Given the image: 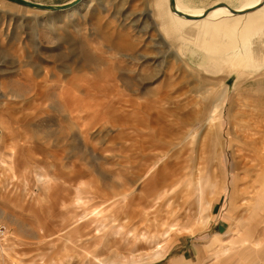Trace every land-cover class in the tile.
I'll list each match as a JSON object with an SVG mask.
<instances>
[{
  "label": "rangeland",
  "instance_id": "374dc122",
  "mask_svg": "<svg viewBox=\"0 0 264 264\" xmlns=\"http://www.w3.org/2000/svg\"><path fill=\"white\" fill-rule=\"evenodd\" d=\"M187 1L179 0L185 8ZM192 1L208 8L221 0ZM154 3L87 0L66 17L0 0V211L13 222L0 219L9 229L0 264H264V207L256 210L251 195L259 183L239 172L250 182H238L240 190L251 186V194L231 196L235 161L245 156L252 167L250 140L264 145V35L250 47L254 67L227 63L207 77L190 60L191 44L174 56L176 41L158 31ZM171 17L157 14L170 26ZM225 88L214 119L219 145L204 136L203 122ZM188 131L195 134L185 140ZM202 198L211 204L198 213ZM168 207L180 229L151 259L142 233L153 241L174 224ZM144 215L148 223L139 221ZM155 219L162 227L148 228ZM248 231L250 244L212 257L216 238L227 248ZM116 247L121 255L108 254ZM94 251L103 255L90 263Z\"/></svg>",
  "mask_w": 264,
  "mask_h": 264
},
{
  "label": "bare ground",
  "instance_id": "6f19581e",
  "mask_svg": "<svg viewBox=\"0 0 264 264\" xmlns=\"http://www.w3.org/2000/svg\"><path fill=\"white\" fill-rule=\"evenodd\" d=\"M28 2H30V1H28ZM175 2H176V8L179 12L187 14V15H191L193 17H201V15L207 9H210L212 7H216L217 5H220V4H225L228 7L232 8L234 10H237V11H248V10L256 8L261 3V0H221L219 2H216L213 5L209 6L208 8H203V7L199 6V5H201L200 2L194 3L192 0L187 1L188 5H190V6H188L186 8L180 4L179 0H175ZM68 3H70V2H67L64 4H68ZM81 3H82L81 5L79 4L78 6L71 9V11L70 10L67 11L65 16L66 17H72V16L76 15L79 11H81L86 6L87 0H84ZM153 3H154V0H153ZM164 3H165V5L163 4V7L160 6L159 4H156V3L153 4V6H154L153 7V14H155V15H153V16H155L154 21H156V27L158 28V31H160V33H162V31H164L166 33V40H164L166 43L167 42L170 43L171 42L170 40L175 39L176 44H177V52H174L175 57H177V56L180 57V55H181L180 51H181V48L183 47L182 44H186V45L191 44L195 48L189 49L190 60L192 63H196L203 70H205L206 76L210 75V73H212V72H213V75H218L219 72L226 70L225 67H227V65H226L227 63L230 66L241 64V62L244 63V65L247 64L250 67L255 66L256 62L251 60V58L249 57V52H250V47L253 43V39L254 38L261 39L262 38L261 36L264 35V6H262L260 9L255 10L254 12L245 14L243 16H231V14L229 13V11L226 8H216V9L212 10L203 19L185 20V19L179 18L175 14L171 13V11L169 10V6H168V0H164ZM64 4H61V5H64ZM39 5H41V4H39ZM50 6H59V5H50ZM24 8H26V7H24ZM161 10H163L164 13L167 12L169 15L172 16L171 18H174L176 20V22H174L172 19L170 20L172 26L166 24L167 22L166 23L160 22V20L157 18V14ZM156 12H157V14H156ZM50 13H61V12H50ZM60 21L61 20L56 18L55 22H53V26L55 25V23L60 22ZM260 30H261V32L258 33V31H260ZM207 46H212L213 48H214V46H216L218 50L213 51V49H208ZM241 51H243V53H240ZM230 54H231V56L228 57ZM207 77H209V76H207ZM218 78L221 80L223 79V81H225L227 79L226 77H222V76L217 77V78L212 77L211 79L213 81H216V80H218ZM227 93H228V90H227V88H225L224 91L222 92V94H220V96L213 101L214 103H212V105H211V110L209 111V116L207 118H205L204 122H203L204 136L205 137H212V139H215V137H217L219 139V145L222 144L221 143L222 138L220 137V133H221L220 131L221 130L218 131V125L215 124L216 122L214 119H215L216 113L219 111L221 103H223L224 100L227 98ZM205 97H207L205 99H210L209 98L210 96H205ZM231 130H234V129L231 128ZM230 132H232V131H230ZM194 134H195L194 131H188L185 140L193 138ZM229 139L231 140L230 135H229ZM249 143H250L249 146H251L250 152L252 151L254 153L251 156L252 162H254L253 166L249 167V166H247L248 164H246V163L242 164V160L247 158L245 156L241 157L240 162L235 161V163L231 169V175L233 177V182H232L233 184L231 187L232 188L231 196H232V198H234V197H238L241 195L243 196V195L251 194V191H250L251 186H245L240 190V186L238 184V182H241V181H243L245 183H250L248 181H245V179H242L239 176V172H242L246 178H247V176L250 175L251 180L254 184L259 183V184H257V187H256V189H258V191H256L255 195L251 194L252 198L255 199V201L257 203L254 205V207L256 210H262L261 207H264V155H263V151H262L264 145H263V140L260 137L258 139L252 138ZM232 149L234 150L233 147H232ZM243 150H245V148ZM256 168H258V169L256 170ZM250 169L253 170V173H251V174H250ZM160 176L158 175V178ZM160 180H163V179H160ZM164 180H166V179H164ZM176 181H178V179L175 180L174 182H172L170 184V186L172 184L176 183ZM157 182H159V181H157ZM160 183H162V181H160ZM216 183L217 182H214V183L211 182V183H208V185L214 186ZM157 186H158V184H157ZM242 186H243V184H242ZM252 188H253V186H252ZM218 189H219V187H218ZM224 190L225 189H223V191L221 190V192H224ZM217 192L218 191H215L212 194H216ZM163 193L165 195L164 196L165 198H166V196L170 197L172 195L170 188L162 191V194ZM230 200H234V199H230ZM210 204H211V200L207 201V199H205V198L199 199V200H197L198 208L196 210L198 211V213H201V212L205 211L208 206L210 207ZM157 205L160 206L159 203H157ZM166 210H167V213H166L167 219L168 218H169V220L172 219L174 224H172V222H171V224L167 225L166 227H168V228L165 229L166 231L161 233L160 237L154 238L153 241L149 238H146V235H145L146 232L142 233V238H141L142 244L144 243L147 245V243L148 244L150 242L153 243V248L150 250V251H152V253L151 254L149 253V258H151V259L160 258L163 256V254L166 252V249H167L166 244L164 245L163 242L166 239H169L168 237H169L170 233H174V228H175V231L176 230L178 231L180 229L179 228L180 224H178V220H177L178 216H179L178 213H176L175 211H172V209H170V207H168ZM257 212L254 213L255 216H259L257 214ZM132 216H135L134 213L132 214ZM5 217L6 216L4 215V213H2L0 211V219L8 220ZM144 217L145 218H143V219H139V221L140 220H146V218L148 216L144 215ZM10 220H8V221L13 223ZM155 220H156V224H154V223L153 224H147L146 226H148V228L152 227V225L153 226L155 225L156 227H159V226L162 227V223L160 222L161 220H158V219H155ZM164 221L165 222L163 223V226H164V224H167L166 218ZM145 222L148 223V219ZM0 223L5 224L2 221H0ZM262 224L264 225V223H262ZM257 231H259V230L257 229ZM257 231H255V233ZM252 239H253V241L255 240L254 237L252 236L251 232L248 231V234H245L244 236L241 235L238 237L237 240L234 239V240L230 241L231 242L230 247L224 248L223 245H221L222 241L220 242L216 238V240L210 246V251L213 255L212 257H214L215 259L219 258L220 256L231 257V255H233L234 252L231 251V253H232L231 254L229 252V250H231L232 248H235L237 245H238L237 247H240V246H245L246 244H250V241ZM98 241H100V239H97L94 244L97 245L99 243ZM168 242H169V240H168ZM252 245H254L255 247L258 246V242H253ZM127 246H129V245H127ZM132 246L135 249H138V245H135V246L132 245ZM2 252H4V251H2ZM110 252L119 256V255H121L122 250H121V248L116 247V249H114L113 251L110 250L108 252V254ZM87 255L89 258V262L91 263L93 261H98L100 259V256L103 255V253H102V251H100V252L94 251V253H88ZM129 255H131V257H133V258H137L138 256H136V255H139V254L131 253ZM120 257L122 259H125L124 256H120ZM133 258H132V260H135ZM228 259H230V258H228ZM174 264H180V261H177ZM217 264H221V263H217Z\"/></svg>",
  "mask_w": 264,
  "mask_h": 264
},
{
  "label": "water",
  "instance_id": "95a60500",
  "mask_svg": "<svg viewBox=\"0 0 264 264\" xmlns=\"http://www.w3.org/2000/svg\"><path fill=\"white\" fill-rule=\"evenodd\" d=\"M6 1L14 3V4L22 6V7L37 10V11L65 13V12L73 9L74 7L78 6L79 4H81V2L83 0H73L72 2H70L68 4L59 5V6L39 5V4H35V3L28 2L25 0H6ZM168 6H169V10L171 11V13L175 14L179 18H183L185 20H199V19L205 18L212 10H214L216 8H226L229 11V13L231 14V16H243L245 14L254 12L255 10L260 9L262 6H264V0H261V3L256 8L248 10V11H237V10H234V9L228 7L225 4H220V5H217L216 7H212L210 9H207L201 15V17H193L191 15H187V14L179 12L176 8L175 0H168Z\"/></svg>",
  "mask_w": 264,
  "mask_h": 264
},
{
  "label": "built area",
  "instance_id": "2783aa9c",
  "mask_svg": "<svg viewBox=\"0 0 264 264\" xmlns=\"http://www.w3.org/2000/svg\"><path fill=\"white\" fill-rule=\"evenodd\" d=\"M9 229L5 224L0 223V248L4 241L8 238Z\"/></svg>",
  "mask_w": 264,
  "mask_h": 264
}]
</instances>
